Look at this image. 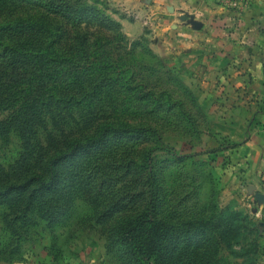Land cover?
Listing matches in <instances>:
<instances>
[{
    "label": "trees",
    "instance_id": "obj_1",
    "mask_svg": "<svg viewBox=\"0 0 264 264\" xmlns=\"http://www.w3.org/2000/svg\"><path fill=\"white\" fill-rule=\"evenodd\" d=\"M109 10L106 0H0V112L10 113L0 139L15 132L21 142L15 166L0 167V204L24 221L36 201L57 195L66 208L69 192L80 190L108 206L99 221L122 213L110 235L130 264H180L194 237L199 254L186 264H220L214 239H247L253 227L207 204L190 215V197L162 186L152 154L171 152L155 143L141 151L140 133L155 129L132 118L174 111L172 90L158 81L177 68L130 41ZM116 129L125 138L114 147L108 136Z\"/></svg>",
    "mask_w": 264,
    "mask_h": 264
},
{
    "label": "rangeland",
    "instance_id": "obj_2",
    "mask_svg": "<svg viewBox=\"0 0 264 264\" xmlns=\"http://www.w3.org/2000/svg\"><path fill=\"white\" fill-rule=\"evenodd\" d=\"M109 7L108 13L117 19L119 12L110 4ZM128 39L142 40L159 57L148 37ZM161 59L168 61V67L177 68L170 81L166 74H160L158 81L172 90L176 108L169 116L160 114L156 119L132 118L138 125L155 129L140 133L139 149L155 143L171 152H153L152 166L167 192L190 197L185 203L190 215L207 204L217 206V211L237 212L251 224L253 233L247 239H238L236 232L226 235L228 241L214 239L220 264H264V118L251 119L249 110L224 111L218 104L213 105L194 86L196 80L191 79L189 70L178 61ZM213 106L218 109L211 111ZM9 116L8 111L0 112V121H7ZM255 122L262 127L260 132L253 128ZM124 134L116 129L108 138L116 147ZM45 136L41 130V139ZM20 144L15 132L0 139V167L6 170L15 166ZM114 147L112 152L119 153L120 148ZM72 192L65 201L66 208L57 195L36 201L26 211L24 221H12L11 205L0 204V264H130L125 247L116 244L110 235L115 224L119 225L122 213L110 212L106 220L99 221L97 216L108 211V206H97L80 190ZM200 242L194 237L180 264L199 254ZM253 242L258 245L257 253L242 254Z\"/></svg>",
    "mask_w": 264,
    "mask_h": 264
},
{
    "label": "crops",
    "instance_id": "obj_3",
    "mask_svg": "<svg viewBox=\"0 0 264 264\" xmlns=\"http://www.w3.org/2000/svg\"><path fill=\"white\" fill-rule=\"evenodd\" d=\"M107 1L129 37L151 39L154 52L189 70L213 105L264 118V0L242 9L221 0Z\"/></svg>",
    "mask_w": 264,
    "mask_h": 264
},
{
    "label": "built area",
    "instance_id": "obj_4",
    "mask_svg": "<svg viewBox=\"0 0 264 264\" xmlns=\"http://www.w3.org/2000/svg\"><path fill=\"white\" fill-rule=\"evenodd\" d=\"M255 0H221V2L231 9H242L249 6Z\"/></svg>",
    "mask_w": 264,
    "mask_h": 264
}]
</instances>
